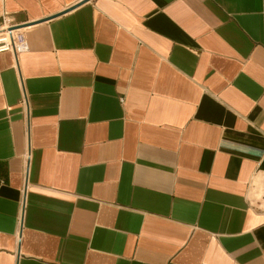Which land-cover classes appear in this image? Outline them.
Instances as JSON below:
<instances>
[{"label":"crops","instance_id":"0c3cea01","mask_svg":"<svg viewBox=\"0 0 264 264\" xmlns=\"http://www.w3.org/2000/svg\"><path fill=\"white\" fill-rule=\"evenodd\" d=\"M2 26L0 264H264V0H0Z\"/></svg>","mask_w":264,"mask_h":264},{"label":"built area","instance_id":"2783aa9c","mask_svg":"<svg viewBox=\"0 0 264 264\" xmlns=\"http://www.w3.org/2000/svg\"><path fill=\"white\" fill-rule=\"evenodd\" d=\"M27 49V37L21 26L0 27V52H11L18 62V55ZM18 67V65H17ZM26 102V97H25ZM23 210L19 221L22 223ZM1 236V233H0ZM19 236V242H20Z\"/></svg>","mask_w":264,"mask_h":264}]
</instances>
